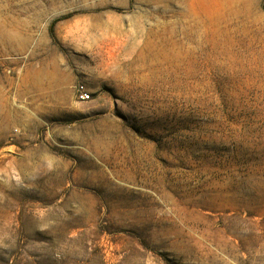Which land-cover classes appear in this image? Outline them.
Instances as JSON below:
<instances>
[{
	"label": "rangeland",
	"instance_id": "rangeland-1",
	"mask_svg": "<svg viewBox=\"0 0 264 264\" xmlns=\"http://www.w3.org/2000/svg\"><path fill=\"white\" fill-rule=\"evenodd\" d=\"M0 264H264V0H0Z\"/></svg>",
	"mask_w": 264,
	"mask_h": 264
},
{
	"label": "built area",
	"instance_id": "built-area-1",
	"mask_svg": "<svg viewBox=\"0 0 264 264\" xmlns=\"http://www.w3.org/2000/svg\"><path fill=\"white\" fill-rule=\"evenodd\" d=\"M77 93L83 102H87L91 99V95L86 91L85 86L82 84L77 86Z\"/></svg>",
	"mask_w": 264,
	"mask_h": 264
},
{
	"label": "trees",
	"instance_id": "trees-1",
	"mask_svg": "<svg viewBox=\"0 0 264 264\" xmlns=\"http://www.w3.org/2000/svg\"><path fill=\"white\" fill-rule=\"evenodd\" d=\"M51 35H54V31H53V29L51 28Z\"/></svg>",
	"mask_w": 264,
	"mask_h": 264
}]
</instances>
